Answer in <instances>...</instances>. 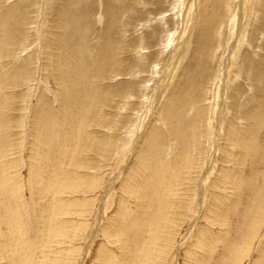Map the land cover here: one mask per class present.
I'll use <instances>...</instances> for the list:
<instances>
[{"label":"rangeland","instance_id":"obj_1","mask_svg":"<svg viewBox=\"0 0 264 264\" xmlns=\"http://www.w3.org/2000/svg\"><path fill=\"white\" fill-rule=\"evenodd\" d=\"M0 264H264V0H0Z\"/></svg>","mask_w":264,"mask_h":264},{"label":"bare ground","instance_id":"obj_2","mask_svg":"<svg viewBox=\"0 0 264 264\" xmlns=\"http://www.w3.org/2000/svg\"><path fill=\"white\" fill-rule=\"evenodd\" d=\"M242 7V6H241ZM61 42V41H60ZM66 48V47H65ZM229 74V73H228ZM37 119V118H36ZM173 131V130H172ZM249 131V130H248ZM239 132V131H238ZM156 133V132H155ZM154 134V133H153ZM188 141V140H187ZM177 143V142H176ZM180 143V142H179ZM188 142H186L185 144H187ZM177 147H179V146H177ZM179 149V148H178ZM176 151V150H175ZM183 152V151H182ZM184 152H186V150L184 151ZM187 153V152H186ZM181 157V156H180ZM184 157V156H183ZM198 158V157H197ZM216 203V202H215ZM234 203V202H233ZM145 208V207H144ZM119 215V214H118ZM157 217H158V215H157ZM158 221V220H157ZM158 226V225H157ZM156 226V227H157ZM164 229V228H163ZM157 232V231H156ZM156 234V233H155ZM120 235V234H119ZM156 236V235H155ZM123 255V254H122ZM188 257V256H187ZM127 259V258H126ZM122 261V260H121Z\"/></svg>","mask_w":264,"mask_h":264}]
</instances>
